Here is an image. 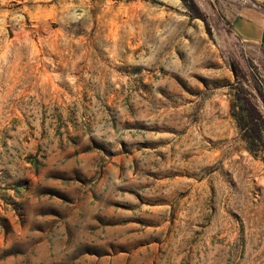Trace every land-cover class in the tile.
Masks as SVG:
<instances>
[{
  "label": "rangeland",
  "instance_id": "1",
  "mask_svg": "<svg viewBox=\"0 0 264 264\" xmlns=\"http://www.w3.org/2000/svg\"><path fill=\"white\" fill-rule=\"evenodd\" d=\"M191 2L0 0V264H264V52Z\"/></svg>",
  "mask_w": 264,
  "mask_h": 264
},
{
  "label": "trees",
  "instance_id": "2",
  "mask_svg": "<svg viewBox=\"0 0 264 264\" xmlns=\"http://www.w3.org/2000/svg\"><path fill=\"white\" fill-rule=\"evenodd\" d=\"M187 0H184L186 2ZM190 9L196 7L191 0ZM233 116L237 121V128L241 138L246 142L249 152L264 154V118L260 112L259 105L254 96L245 89L240 82L234 86ZM256 93L261 97L264 104V98L258 87H254Z\"/></svg>",
  "mask_w": 264,
  "mask_h": 264
},
{
  "label": "crops",
  "instance_id": "3",
  "mask_svg": "<svg viewBox=\"0 0 264 264\" xmlns=\"http://www.w3.org/2000/svg\"><path fill=\"white\" fill-rule=\"evenodd\" d=\"M235 35L264 52V0H221Z\"/></svg>",
  "mask_w": 264,
  "mask_h": 264
},
{
  "label": "bare ground",
  "instance_id": "4",
  "mask_svg": "<svg viewBox=\"0 0 264 264\" xmlns=\"http://www.w3.org/2000/svg\"><path fill=\"white\" fill-rule=\"evenodd\" d=\"M258 178H259V177H258ZM262 178H263V177H262ZM259 180H260V179H259ZM261 180H262V179H261ZM256 182H257V181H256ZM262 182H263V184H261V185H264V181H262ZM262 182H261V183H262ZM257 183H258V182H257ZM257 183H256V184H257ZM261 187H263V186H261Z\"/></svg>",
  "mask_w": 264,
  "mask_h": 264
}]
</instances>
